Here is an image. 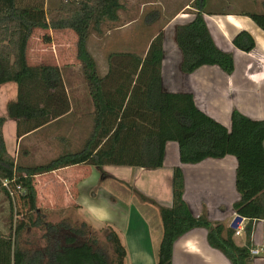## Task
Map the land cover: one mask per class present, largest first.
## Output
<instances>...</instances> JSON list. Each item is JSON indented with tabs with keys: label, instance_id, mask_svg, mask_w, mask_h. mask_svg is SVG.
<instances>
[{
	"label": "trees",
	"instance_id": "16d2710c",
	"mask_svg": "<svg viewBox=\"0 0 264 264\" xmlns=\"http://www.w3.org/2000/svg\"><path fill=\"white\" fill-rule=\"evenodd\" d=\"M203 1L194 3L198 11L194 21L176 30L183 56L181 71L193 74L201 67L214 66L232 75L234 57L215 45L204 18ZM124 9L123 0H61L49 17L45 0H0V86H18L17 100L7 106L9 118L17 123V137L28 136L75 111L66 89L65 67L56 62H30V44L38 32L50 44V31L76 35V59L94 108L92 131L79 150L30 166L21 165L7 152L3 135L6 119L0 118V192L10 201L11 219L16 217L9 233L0 234V264H125L127 250L112 227L106 229L112 250L108 254L83 229L65 223L42 224L35 179L77 166L157 170L164 165L169 142L178 144L180 161L185 165L227 156L237 159L236 189L240 198L234 211L248 220L244 229L246 244L240 247L235 243L234 229L213 224L206 215H193L184 200L183 172L175 168L172 207L159 208L163 238L157 264H173L175 243L194 229L207 230L209 246L231 264H252L253 223L264 220V120H252L234 111L228 129L200 110L193 94L165 91L162 33L152 40L144 56L131 52L110 54L108 71L101 76L88 48L89 38H103L105 25L118 24ZM243 15L264 31V12ZM233 45L250 53L255 49V40L248 32H241ZM34 213L38 218L34 219ZM30 226L46 230L44 248H25L22 240ZM64 229L70 233L63 235Z\"/></svg>",
	"mask_w": 264,
	"mask_h": 264
},
{
	"label": "crops",
	"instance_id": "0c3cea01",
	"mask_svg": "<svg viewBox=\"0 0 264 264\" xmlns=\"http://www.w3.org/2000/svg\"><path fill=\"white\" fill-rule=\"evenodd\" d=\"M195 1L135 0L132 20L124 22L125 25L118 30L121 35L132 34L135 52L131 53H137L145 31H150L151 35L145 54L152 40L160 33L163 34L162 80L165 91L193 94L197 107L228 129L231 128L234 111L252 120L263 121L264 31L251 18L243 15L250 11L214 8L216 5L232 8L238 5L237 3L241 6L244 0L203 1L206 12L204 18L211 37L218 49L233 55L234 73L227 75L214 66L201 67L193 74H184L181 71L183 56L177 45L176 30L194 21L198 12L193 7ZM172 2L176 4L171 9L169 5ZM45 4L48 7L49 0H45ZM252 5V13L264 12V0H251ZM208 7L210 8L207 9ZM146 9L149 10L147 18L144 13ZM124 11L126 12V9ZM143 17L145 22L142 21ZM241 32H248L255 40V49L250 53L242 52L233 45L234 38ZM54 34L50 31L52 38ZM102 40L103 38L97 39L99 42ZM52 44L55 45V42ZM17 97L18 86L15 83L0 86V118L6 119L3 135L9 155L21 165L30 166L36 162L34 151L44 146L41 145L43 143L40 141V135L57 122L19 139L17 123L9 118L7 112L8 104L16 101ZM21 146L25 147L22 149ZM80 167L83 166L36 177L39 205L54 204L56 184L61 180L59 174ZM237 167V159L233 156L207 159L194 165L182 164L178 144L169 142L166 145L164 165L160 169L118 166H106L102 170L95 168L97 171H93L92 179L81 180L80 191H77V184H73L72 177L67 175L65 181L75 186L77 192L75 198L71 195V199L81 208L82 190L88 182L93 181L90 189L96 190L89 198L87 220L96 227H112L118 233L127 250L125 264H157L163 238L159 208L172 207L174 169L181 168L183 172L184 200L193 215H206L211 223L231 228L238 217L234 205L240 198L236 189ZM67 192L70 193V189H67ZM99 198L101 201L96 202ZM5 199L8 200L7 203L4 202ZM8 204L9 199L0 192V212ZM2 215L3 213H0V216ZM247 223L248 220L243 218L239 228L240 235L234 237L235 243L240 247L246 244L244 229ZM253 227L252 249H262L263 252L252 257V264H264V220L254 222ZM207 236V230L194 229L181 237L174 246L173 264H231L221 252L209 246Z\"/></svg>",
	"mask_w": 264,
	"mask_h": 264
},
{
	"label": "rangeland",
	"instance_id": "374dc122",
	"mask_svg": "<svg viewBox=\"0 0 264 264\" xmlns=\"http://www.w3.org/2000/svg\"><path fill=\"white\" fill-rule=\"evenodd\" d=\"M237 1L240 2L242 0ZM60 2L61 0H49L48 7L46 6L47 10L50 12L49 17L52 16L51 12L59 7ZM134 2L135 0H123L126 12L124 11L121 13V19L118 24L109 23L105 25V35L102 41H97V39L101 38L96 36H91L89 38L88 48L97 63L98 72L101 76H104L108 71L107 62L110 54L135 52L133 49L132 34L121 35L118 30L124 22L132 20V15L134 14ZM243 3L244 4L241 6L237 3L238 5L233 6L232 8L229 6L218 7L217 5L215 6V4L213 5L217 10H242L250 12L251 10H254V6H251V0H244ZM175 4V2H172L169 5V8L172 9ZM193 7H195L194 3ZM209 8L210 7L207 9ZM144 13L145 18H147L149 10L146 9ZM142 21L145 22V19ZM150 37V31H145L142 37L143 39L141 40V45L136 51L139 53L138 55L144 56ZM76 39V35L74 33L70 34V32L54 34L52 42L54 41L55 45H53L52 43H45L41 38L40 32H38L30 44L28 56L31 64L48 65L56 62L60 67H65L64 71L68 78L66 89L72 100L73 109L75 110L74 114L57 122L40 135V141L43 143L41 145L44 146L42 147L39 145L40 148L34 151L33 157L36 162H34L33 165L45 164L65 152L79 150L92 131L91 114L94 108L89 96L87 84L82 75L81 66L76 59ZM23 147L25 146H21L22 149ZM93 171L95 172L97 170H95V168L92 169V167L89 166H83L59 174L61 180L56 184L57 192L55 194L56 198L54 204L45 203V206L44 203L39 205L38 202V208L40 206V211H42V216L40 217L42 224H44V222L55 225L65 223L71 228L83 229L86 236H94L98 240V246L104 249L108 254H112V250L106 240V229L108 228L96 227L87 220V215H89V198L93 196V191L96 190L90 189L93 181L88 182L82 190V208L71 199V195L75 198V193L80 191L79 185L81 180L86 181L93 178ZM97 173L99 174V172ZM67 175L72 177L74 180H72L74 182L73 184H77V191L75 186L70 184L69 181H65ZM70 177L69 179H71ZM67 189H70V193L67 192ZM95 201L100 202L101 199L99 198ZM4 202L7 203L8 200L5 199ZM0 213H3V215L0 216V234H8L10 223L12 222V219L13 223L16 222V217L11 219L12 212L10 204H8L6 208L4 207L3 211ZM37 216V213H34V219L38 218ZM83 224H86L87 227H84ZM61 233L63 235H68L70 232L67 229H64ZM45 235L46 230H43L42 226H30L29 231L24 234L22 242L26 249H42L47 244V238H45ZM235 236H237V232Z\"/></svg>",
	"mask_w": 264,
	"mask_h": 264
},
{
	"label": "water",
	"instance_id": "95a60500",
	"mask_svg": "<svg viewBox=\"0 0 264 264\" xmlns=\"http://www.w3.org/2000/svg\"><path fill=\"white\" fill-rule=\"evenodd\" d=\"M243 218L242 217H237L233 224L231 225V228L234 229L235 231L238 230L239 226L242 224Z\"/></svg>",
	"mask_w": 264,
	"mask_h": 264
},
{
	"label": "built area",
	"instance_id": "2783aa9c",
	"mask_svg": "<svg viewBox=\"0 0 264 264\" xmlns=\"http://www.w3.org/2000/svg\"><path fill=\"white\" fill-rule=\"evenodd\" d=\"M237 235H240V229L237 231ZM263 252L262 249H252L251 254L252 257L259 256Z\"/></svg>",
	"mask_w": 264,
	"mask_h": 264
}]
</instances>
